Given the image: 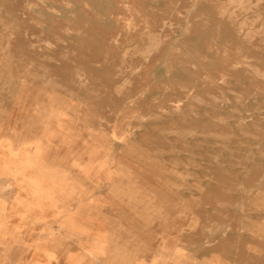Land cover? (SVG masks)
<instances>
[{"label": "rangeland", "instance_id": "rangeland-1", "mask_svg": "<svg viewBox=\"0 0 264 264\" xmlns=\"http://www.w3.org/2000/svg\"><path fill=\"white\" fill-rule=\"evenodd\" d=\"M263 112L264 0H0V264H264Z\"/></svg>", "mask_w": 264, "mask_h": 264}, {"label": "bare ground", "instance_id": "bare-ground-1", "mask_svg": "<svg viewBox=\"0 0 264 264\" xmlns=\"http://www.w3.org/2000/svg\"><path fill=\"white\" fill-rule=\"evenodd\" d=\"M49 3V2H48ZM124 4V3H123ZM38 9V8H37ZM145 63V62H144ZM146 64V63H145ZM186 67V66H185ZM143 73V72H142ZM153 74V73H152ZM185 76V75H184ZM188 78V77H187ZM217 82V81H216ZM219 84V83H218ZM194 91V90H193ZM172 93V92H171ZM193 93V92H192ZM194 94V93H193ZM197 95V94H196ZM257 98V97H256ZM259 98V97H258ZM225 108H226V106H225ZM199 110H201V109H199ZM200 112V111H199ZM255 112V111H254ZM224 113V112H223ZM258 113V112H257ZM264 113V112H263ZM256 114V113H255ZM175 115V114H174ZM236 115V114H235ZM261 115H262V113H261ZM203 117V116H202ZM205 117V116H204ZM235 117V116H234ZM245 119V118H244ZM165 121V120H164ZM145 122V121H144ZM151 123H152V121H151ZM247 123H249V122H247ZM233 127V126H232ZM249 127H250V124H249ZM239 133V132H238ZM139 134V133H138ZM140 135V134H139ZM200 137V136H199ZM251 137V136H250ZM201 138V137H200ZM261 141V140H260ZM260 144V143H259ZM212 151V150H211ZM197 152V151H196ZM161 153V152H160ZM162 154V153H161ZM170 154V153H169ZM255 154V153H254ZM166 155V154H165ZM166 156H168V155H166ZM216 156V155H215ZM253 157V156H252ZM258 158V157H257ZM203 159H205V158H203ZM215 160V159H214ZM163 161V160H162ZM170 161H171V158H170ZM223 161V160H222ZM209 163V162H208ZM214 163V162H213ZM226 165V164H225ZM228 165V164H227ZM218 167H220V166H218ZM226 168V167H225ZM225 168H217L219 171H221V170H223V169H225ZM233 170H234V168H233ZM182 174V173H181ZM182 176V175H181ZM199 179V178H198ZM190 180V179H189ZM203 181V180H202ZM204 183H206L205 181H204ZM213 183V182H212ZM208 184V183H207ZM175 186V185H174ZM209 186V185H208ZM212 186V185H211ZM181 187V186H180ZM183 187V186H182ZM177 189V188H176ZM214 189V188H213ZM185 190V189H184ZM183 190V191H184ZM187 191V190H186ZM195 191V190H194ZM233 191H235V190H233ZM189 192V191H188ZM184 193V192H183ZM185 194V193H184ZM187 194V193H186ZM193 194H196V193H193ZM131 195V194H130ZM129 197V196H128ZM120 199V198H119ZM122 200V199H121ZM131 200V199H130ZM139 200V199H138ZM139 202V201H138ZM262 213V212H261ZM252 214V213H251ZM146 218V217H145ZM144 221V220H143ZM192 223V222H191ZM149 225V224H148ZM233 232V231H232ZM228 234V233H227ZM230 239V238H229ZM232 239V238H231ZM210 250V249H209ZM208 250V251H209ZM86 253H89V252H86ZM87 255H90V254H87ZM200 257V256H199ZM75 264H79V262L77 261V260H74L73 261Z\"/></svg>", "mask_w": 264, "mask_h": 264}]
</instances>
